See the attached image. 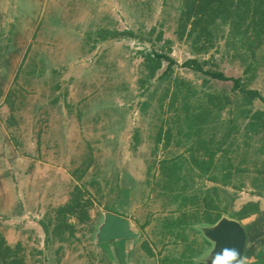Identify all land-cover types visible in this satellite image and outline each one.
<instances>
[{"label": "rangeland", "instance_id": "1", "mask_svg": "<svg viewBox=\"0 0 264 264\" xmlns=\"http://www.w3.org/2000/svg\"><path fill=\"white\" fill-rule=\"evenodd\" d=\"M181 6L182 0H0V14L8 16L0 22V231L11 245L21 244L26 264H168L165 256L180 257L186 250L193 254L189 264H212L215 224L194 222L179 237L164 227L165 218L178 215L181 202L176 192L163 190L159 165L164 158L183 162L187 194L217 195L227 208L222 218L244 227L248 264L264 255V196L252 186L253 162L264 161L256 151L259 138L247 149L243 133L235 136L233 163L249 171L234 174L226 185L211 181L213 174L201 175L187 160L192 140L184 129L167 149L162 143L157 149L159 125L170 116L159 107L167 85L155 80L151 90L157 93L141 112L149 96L140 83L141 52L149 50L150 41L98 35L101 28L132 29L147 38L155 28L154 39L162 31L173 42V76L201 89L204 75L183 65L195 56L191 46L175 34ZM211 55L227 76H244L245 64L223 39L199 58ZM252 75L251 88L264 96V66ZM211 86L230 91L231 82L212 80ZM254 108L264 109V102L257 100ZM228 115L226 109L220 118ZM225 123L206 134L214 132L215 141L221 140ZM171 126L177 133L178 126ZM214 173L222 175L219 168ZM76 184L94 201L91 220L77 225L70 241L47 243L41 221L68 200ZM254 202L259 212L244 209ZM115 215L134 235L104 241L103 231Z\"/></svg>", "mask_w": 264, "mask_h": 264}, {"label": "trees", "instance_id": "2", "mask_svg": "<svg viewBox=\"0 0 264 264\" xmlns=\"http://www.w3.org/2000/svg\"><path fill=\"white\" fill-rule=\"evenodd\" d=\"M155 32L156 29L153 28L148 32L147 38H144V35L139 36L132 29L118 31L101 28L98 35L102 39L140 37L150 41L149 50L141 52L145 72L140 78V83L145 93L149 94L141 103V112L146 111L151 97L157 93V88L151 90L152 80H155L158 85H167L159 97V107L162 115L170 116L168 120L163 119L159 125L155 136L156 148L162 143L163 148L167 149L173 136L184 129L192 140L187 160L201 175L213 174L209 176L211 181L226 185L234 174L249 171L248 168L233 163L230 149L236 147V135L243 133L247 149L252 147L258 137L256 151L264 154V109L254 108L257 100L264 102V96L250 86L252 74L264 66V0H182L175 34L179 41L191 46L195 56L187 59L183 65L204 75L201 89L190 80L173 76L177 63L171 56L173 42L164 39L162 31L153 39ZM221 39L245 64L244 76H227L218 68L213 55L210 59L200 60L199 56L210 53ZM161 41L162 46L157 48L156 44ZM208 64H211L210 68L206 69ZM212 80L230 81V91L226 88L220 91L210 89ZM234 105L236 108H233ZM226 109L229 115L224 120L220 117ZM220 121H226L223 126L226 131L221 140L215 141V133L212 132L208 136L206 131L218 128ZM171 123L178 126L177 133ZM219 152L222 153L220 158L217 157ZM247 161L244 159L242 163ZM253 164L252 186L257 188V194L264 196V161ZM183 166L182 161L178 162L173 158H164L159 165L160 175L165 179L163 190L176 192L175 199L181 200L178 215L164 219L167 233L175 237L181 236L180 230L197 221L216 224L227 209H222L218 196L211 195L209 191L203 196L187 194L184 191L187 181L182 176ZM88 167L89 164L83 169V173ZM218 168L222 172L221 177L214 173V169ZM183 179V186L179 189L178 184ZM212 190L217 191V186ZM89 194L84 185L76 184L68 200L54 208L53 214L41 221L47 243L52 240L61 243L70 241L76 234L77 225L91 220L90 210L94 201ZM244 209L249 213L259 212V206L255 202L247 204ZM144 248H147L146 245ZM149 253L154 255L152 251ZM164 260L168 264H181L182 261L189 264L193 263V254L186 250L180 257L165 256ZM0 264H26L21 244L11 245L1 231ZM252 264H264V255L260 253Z\"/></svg>", "mask_w": 264, "mask_h": 264}, {"label": "water", "instance_id": "3", "mask_svg": "<svg viewBox=\"0 0 264 264\" xmlns=\"http://www.w3.org/2000/svg\"><path fill=\"white\" fill-rule=\"evenodd\" d=\"M216 229L212 236L216 240V253L224 248H235L243 257L246 244V231L241 224L235 221H229L221 218L216 224ZM134 233L126 228V220L120 216H113L108 222V227L105 228L102 234V240L111 241L120 238L133 236Z\"/></svg>", "mask_w": 264, "mask_h": 264}, {"label": "clouds", "instance_id": "4", "mask_svg": "<svg viewBox=\"0 0 264 264\" xmlns=\"http://www.w3.org/2000/svg\"><path fill=\"white\" fill-rule=\"evenodd\" d=\"M212 264H248L235 248H224L212 257Z\"/></svg>", "mask_w": 264, "mask_h": 264}, {"label": "crops", "instance_id": "5", "mask_svg": "<svg viewBox=\"0 0 264 264\" xmlns=\"http://www.w3.org/2000/svg\"><path fill=\"white\" fill-rule=\"evenodd\" d=\"M7 5H9V3H7ZM0 15H3V16L1 17V19H0V22H4V21H3V18L8 17L7 14H6V12H4L3 14H0Z\"/></svg>", "mask_w": 264, "mask_h": 264}]
</instances>
